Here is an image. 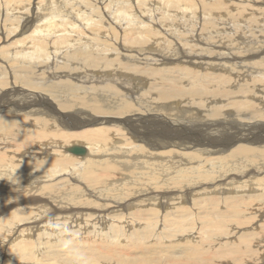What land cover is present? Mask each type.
<instances>
[{
  "label": "bare ground",
  "instance_id": "1",
  "mask_svg": "<svg viewBox=\"0 0 264 264\" xmlns=\"http://www.w3.org/2000/svg\"><path fill=\"white\" fill-rule=\"evenodd\" d=\"M15 1L0 4V205H3L0 212L7 206V211L21 207L28 211V218L22 220L13 213L0 220L2 242L12 237L17 240L37 227L39 229L43 217L47 221L40 239L47 237L57 241L63 236L55 233L52 222L63 213L66 216L68 212H84L74 207L98 213L113 207L121 210L123 206L140 207L142 204L150 207L134 209L137 218L131 213L128 218L123 214L116 217L135 219L131 223L143 222L130 231L123 225L111 230L130 240L129 244L150 240L162 220L166 229H174L176 225L185 228L178 217L189 197L194 196L193 204L206 201L213 210L219 198H223L222 207L225 204L236 207L253 199V194H241L242 201L237 205L239 200L234 196L219 197L217 192L222 189L220 179L224 174L228 183L234 180L239 183L238 187L244 184H253L257 189L261 187L255 197L264 196V0H158L152 6V18L148 21H145L149 12L146 0H99L108 12L105 19L99 14L97 0L96 3L93 0H33L32 4L30 0ZM11 2L21 10L14 12ZM111 2L113 7L109 10ZM249 2L263 11H252L251 15L258 16L252 20L244 9L237 6L252 5ZM205 6L213 10L207 11ZM83 10L85 15L87 13L84 17ZM119 11L122 22L115 19V13ZM175 18L180 25L187 23L186 32L176 33L178 29L171 22ZM24 19L29 20L20 26ZM78 19L79 26L74 24ZM227 19L230 22L225 26ZM207 26L212 29L205 30ZM119 27L121 36L116 37ZM145 30L149 36L140 39L137 34ZM105 31L109 40L98 38L106 34ZM197 31H201V36H195ZM71 32L74 36L86 35L87 40L74 41L69 36ZM53 34L60 35L51 38ZM133 50L139 52L136 58L131 54ZM120 58H129L130 61L121 62ZM180 65L187 68L199 66L204 75L226 68L218 80L229 83L232 78H238L234 87L224 88L233 91L247 87L250 93L248 102L241 104L239 109L248 110H235L240 118L232 121L216 119L233 112L219 101L225 89L212 87L210 79L213 78L208 76H205L208 84H202L199 75L183 83ZM202 119L219 128H199L198 121ZM246 121H253V124L247 125ZM80 128L91 132L80 135L64 133ZM69 147H80L84 151L70 154ZM62 159L70 162L65 163ZM66 170L73 177L70 174L63 177ZM244 187L248 191V185ZM10 191H15L16 195L10 196ZM25 192L33 195L37 192L38 198L25 199ZM206 194L209 196L203 197ZM65 195H71L74 204ZM141 196L147 197L136 202ZM168 201L177 206L178 217L174 218V214L170 215L174 217L166 218L173 211L163 214L167 211ZM48 202L54 203L53 206ZM65 204L80 206L64 208ZM161 206L165 208L161 209ZM206 211L208 213L202 215L204 218L211 216V210ZM160 216L163 219H159ZM220 221L209 225L202 222L198 230L201 234L206 230L219 234L224 227ZM18 222L29 225L16 227ZM167 230L163 232L164 236L170 235ZM94 231L97 233L96 229ZM74 232L76 238H80V232ZM184 237L188 236L167 242L160 236L161 241L156 246L140 243L130 247L132 254L125 247L120 251L114 250L113 246L108 250L105 248L111 254L108 253L109 257L119 256L116 264H198L191 260L194 258L191 246L183 245L177 251L180 259L169 253L181 245ZM205 241L202 242L205 244ZM29 244L14 245L17 259L22 264L29 258L26 256L41 255L32 253ZM72 244L70 238L55 243L56 246L45 250L47 253L43 257H48L47 261H52L50 264H60V261L61 264H86L87 259L96 254L94 244L92 248L89 246V258L81 260L86 254L82 253L80 245ZM241 248L239 244L238 249ZM163 251H166L164 256ZM105 258L98 259L99 264H111L105 262ZM19 261L12 263L11 260L8 264H20ZM94 262L97 261L94 259L88 264Z\"/></svg>",
  "mask_w": 264,
  "mask_h": 264
},
{
  "label": "rangeland",
  "instance_id": "2",
  "mask_svg": "<svg viewBox=\"0 0 264 264\" xmlns=\"http://www.w3.org/2000/svg\"><path fill=\"white\" fill-rule=\"evenodd\" d=\"M9 0H0V4H3V5H5V3L6 2H8ZM22 0H16L15 2H21ZM147 1V3H146V7H147V9H149V12H148V16H147V19L145 20V21H148V19H150V18H152V15H151V10H152V6L153 5H156V3L157 2H159L158 0H146ZM162 1V0H161ZM165 1H167V0H165ZM201 0H199L198 2H200ZM207 2L209 1V2H213L214 0H206ZM39 2H41V0H39ZM93 2L94 3H96V0H93ZM97 4H99L100 5V11H99V14H100V16L103 18V19H105L106 18V15H107V11L103 8V5L100 3V1L99 0H97ZM30 3L32 4L33 3V0H30ZM241 4H242V2H240ZM243 3H246V2H243ZM41 4V3H40ZM241 4H237V6H238V9H241V10H245L246 11V13L245 14H248L247 16L249 17V16H251V18L249 19V20H252L253 18L255 19V17H258V16H256V14H254V15H251V13H252V11H257V13H261V12H263V11H260V9L259 10H257L258 8H255V6H253V4H252V2L250 3L249 2V4H252V5H247V6H241ZM233 5V4H232ZM11 6L12 7H14L15 9H14V12H17V11H20L21 9L19 8V7H17L13 2H11ZM234 6V5H233ZM233 6H230V7H233ZM112 7H113V2H111L110 4H109V6H108V9L109 10H111L112 9ZM139 8V7H138ZM205 10H207V11H212L213 10V8L212 7H210V6H205ZM140 10H142L143 11V9L142 8H139ZM202 10V9H201ZM224 10H226V8L224 9ZM248 10V11H247ZM251 11V12H250ZM131 12V11H130ZM127 13H129V11L127 12ZM226 13H228V11H226ZM86 15H87V13H86ZM85 15V12H84V10H83V14H82V17H84V16H86ZM139 17H140V15H139ZM198 18H199V16H198ZM107 19H109V17H107ZM115 19L117 20V21H120V22H122V16H121V13H120V11L119 12H116L115 13ZM29 19H27V20H21L20 21V26L21 25H23L26 21H28ZM78 22H74V24H77L78 25V23H79V19L77 20ZM113 23L115 22V21H112ZM171 22H172V24H174V26H175V28L176 29H178V31L176 32L177 34L178 33H182V32H186V27H185V24H186V26H187V23H184V24H182V25H180V24H178L179 22H178V20H177V18H175V19H172L171 20ZM228 22H230V20L229 19H227V22H225L224 23V25L225 26H227L228 25ZM82 23V22H81ZM168 24H170V21H169V23ZM30 25V24H29ZM114 25H117L116 23H114ZM132 26H133V22H132V24H131ZM79 26V25H78ZM184 27V28H183ZM209 29H208V28ZM207 27H205V30H211L212 28H213V26L211 25L210 27H212V28H210L209 26H207ZM244 27H245V25H244ZM70 28H72V27H70ZM233 28H234V26H233ZM232 28V29H233ZM185 29V30H184ZM120 30H121V27H119L118 28V33L116 34V37H120L121 36V33H120ZM64 32L65 31H67V29H64L63 30ZM29 32V31H28ZM198 32V33H197ZM196 32V34H195V36L197 35H199V36H201V31H197ZM214 32H216V31H214ZM105 33L106 34H103L102 36H99L98 38H100V39H106V40H109V36H108V33L105 31ZM258 33V32H257ZM26 35V34H25ZM60 34H53L52 36H51V38H53V37H55V36H59ZM75 34H74V32H71L70 34H69V36H70V38L72 39V40H74V41H85V40H87V36L86 35H83V34H80V35H77V36H74ZM257 35H259V33L257 34ZM137 36L140 38V39H143V38H146V37H148L149 35L147 34V30H145V31H143L142 33H138L137 34ZM130 38H132V37H130ZM181 38H183V35L181 36ZM132 40H133V38H132ZM1 44H6V43H1ZM9 48V47H8ZM132 48H135L134 46H132ZM138 53L139 52H137V51H135V50H133L132 52H131V54L133 55V57L134 58H136V56L138 55ZM166 56H168V55H166ZM120 61L121 62H128V61H130L129 60V58H120ZM102 62V61H101ZM101 62H99V63H101ZM100 65V64H99ZM225 70H226V68H220V69H218V70H213V71H209V72H207L206 73V75H204L205 73L203 72V69L201 68V67H199V66H194V67H192V68H187V66L186 65H180V71H181V73H180V76H181V78H182V82L184 83L185 81H187V80H192L194 77H196V76H200V81H201V83L202 84H208L207 82H206V79H207V77H205V76H208V77H212L213 79H210L212 82L210 83V85L212 86V87H214V88H216V87H219V88H221V89H225L224 87H229V88H231V87H234L236 84H237V82H238V78H232L231 80H230V82L229 83H222V82H220L219 80H218V76L219 75H223L224 73H225ZM249 90H248V88L247 87H238V88H236V89H234L233 91H229V90H227V89H225V91L222 93V95L219 97V101H220V103H222V104H225V108L226 109H230V110H232L233 112L232 113H229V114H224V115H221V116H218V117H216V119H224V120H226V121H232L233 119H239L240 118V116L239 115H236V113L234 112L235 110H241V111H245V110H248V109H239V106L241 105V104H244V103H247L248 102V96H249ZM202 96L203 97H211V95H205V94H202ZM199 122V128H210L211 130H213V129H218L219 127L218 126H214V125H208V122H207V120L206 119H202V120H199L198 121ZM246 123H247V125H252L253 124V121H246ZM233 125V124H232ZM235 126V125H234ZM85 129H87V128H80V129H75V130H70V131H67V132H64V133H67V134H73V135H80V134H85V133H88V132H91L89 129H87L88 131H84ZM14 139V138H13ZM14 141H16V138L14 139ZM196 141H199L200 142V140H196ZM73 146V145H72ZM80 146V145H79ZM71 147V146H70ZM70 147L68 148V149H70ZM83 147V146H82ZM26 147H21V149H25ZM27 149V148H26ZM70 154H74V153H71V152H69ZM75 155V154H74ZM77 156V155H76ZM63 160V162H65V163H68V162H70L69 161V159H62ZM17 164H21V163H17ZM66 174H64V175H62L63 177H65V176H69V174H70V176L71 177H73L72 176V174L70 173V171L69 170H66V171H64ZM73 172V174H77V172H75L74 170L72 171ZM220 181L222 182L221 184H220V186L222 185V189L220 190V191H218L217 192V194H218V196L219 197H231V196H234L235 198H237L239 201L237 202V205H239V203H240V201H242V200H240V196H243L244 194H249V195H251V194H253L251 197L253 198L252 200H251V198H249V196H247L246 198H249L248 200H251V201H248V202H246V203H240V205L239 206H236V207H229V206H227L226 204L224 205V207H222L223 206V198L222 199H218V203H217V205H216V209H214L213 210V207L210 205V207H208V205H207V203H206V201H200L199 203H194L193 204V198H194V196L193 197H189V195H187V197H189V199H187L186 200V202H187V205H183V208H182V212L180 213V215H179V217H178V215L176 216V214H178V208H177V206H175L174 204H171V201H168L169 202V205H168V207H167V211H164L163 212V214H167V212L169 213V212H172V213H169L168 215H166V218L167 217H169V218H172V217H174V218H176V217H178L179 219H178V221L180 222V223H182V224H184L183 225V227L185 226V228H182L181 226L179 227V225L177 226H173V227H175L176 228V230H175V228L173 229V228H171V227H169V228H165L164 227V223H163V220L162 221H160V223H158L157 225H158V227L156 228V230H155V233H153V238H151L150 240H145V241H134V243L131 241V243L129 244V242H130V240H128L127 238H125V237H123V236H121L119 233H116V232H114L113 230H111V229H114V230H116V229H118V227L120 226V225H123L124 226V228L125 229H127L128 231H130L133 227H136V226H138L139 224H140V222H143V221H136V223H131L132 221H135V219H126L125 220V218H123V217H119V218H123V220L122 219H118V217H116L117 215H119V214H123V215H127V216H124V217H131V215H129V213H131V214H133V213H135L138 209H146V208H149L150 207V205H146V204H142L140 207L139 206H136V205H132V206H130V207H122V209L121 210H117V208L118 207H113V208H109L108 209V211L107 210H104V211H102V210H100L98 213H96V212H86L87 210H83L82 208H80V207H74V209L75 208H77V209H81V211H84V212H81L80 214H73V212H68L67 213V215L65 216L64 215V213H63V216L62 217H60V216H58V217H55L54 219L55 220H53V222H52V227H53V229H54V231H55V233L56 234H62V236H63V238H60V239H58L57 241L60 243L62 240H69V238L72 240V245H80V247H82V250H83V254H86V255H83L82 256V258H81V260L83 259V257H84V259L86 260L87 258H89V256H88V254H89V252H90V248H89V246L92 248V245H96V249H95V251H96V254H94L92 257L93 258H89V259H87V262H85L86 264H88L89 262H91V263H93V260L95 259L97 262H94L95 264H99V262L100 261H98V259L100 260H102L103 258H105L106 259V261L105 262H110L111 264H116L117 263V261H118V257H117V255L115 256V257H109L111 254H110V252L108 251H106V248L105 247H107V250L109 249L108 247H112L114 250H118V251H120V250H124V247L128 250V251H130V253L132 254V250L133 249H130V247L132 248V247H135V246H138L140 243H146V244H148V245H150V246H156L161 240H165V241H167V242H175L177 239H180L179 237H182L183 235H187L188 237H184V238H182V239H184L183 241H181V245H178L177 246V248H176V250L174 251V252H169V253H172V254H174L175 256H176V258H178V259H180L178 256H179V254H177V251L181 248V247H183V245H185L184 247H190L192 250H193V252H194V254H193V256H194V258H192L191 260L192 261H197V263L198 264H242V263H244V264H246L247 263V261H248V263L247 264H264V196L261 198V197H255V195H257V190H261V187H258V189H257V187L255 186V185H253V184H244V186L246 185H248V187H249V189H248V191H246V188L243 186V185H241V187H238V185H239V183H236V182H233L232 181V183H228L227 181H228V178L226 179V174H224L222 177H221V179H220ZM23 182V181H22ZM228 183V184H226V183ZM233 185V186H232ZM225 186V187H224ZM256 187V188H255ZM236 188V189H235ZM240 189V190H239ZM224 191V192H223ZM238 191V192H237ZM243 191V192H242ZM14 192V193H13ZM63 192H65V193H67L66 191H63ZM250 192V193H249ZM1 193H4L3 191H1ZM10 193H12L10 196H12V195H16V192L15 191H10ZM9 193V194H10ZM36 193L37 192H34V195H33V193L31 194V193H28V192H25V195H23L24 197H25V199H32L31 197L32 196H35V197H37L36 196ZM240 194V195H239ZM241 194H243V195H241ZM4 196L6 195V194H3ZM38 196H39V194H37ZM214 195H215V193H214ZM23 196H19V197H23ZM65 196H67V199H70V202L71 203H73V202H75L74 200H73V197L71 196V195H65ZM209 196V195H208ZM207 196V194L206 195H203V197H208ZM19 197H17V198H19ZM146 197L147 196H141V197H138V198H136V202H138V201H140V200H142V198L143 199H146ZM239 197V198H238ZM16 198V199H17ZM38 198V197H37ZM216 199H217V196H216ZM183 200V199H182ZM247 200V199H246ZM184 201V200H183ZM192 201V202H191ZM217 201V200H216ZM173 202V201H172ZM174 202H176V201H174ZM134 203V202H133ZM192 203V204H191ZM251 205H250V204ZM254 203V204H253ZM52 204H54V203H52ZM51 204V202L49 203L48 202V205L49 206H53ZM74 204V203H73ZM242 204V205H241ZM244 205V206H243ZM66 206V207H65ZM71 206H80V205H71V204H65L64 205V208H70ZM91 205H88V207H90ZM145 206V207H144ZM169 206L171 207V208H169ZM175 206V207H174ZM258 208H257V207ZM8 207V206H7ZM6 207V208H7ZM82 207H84V205H82ZM250 207H251V209H250ZM0 208L1 209H3V205L1 206L0 205ZM6 208L2 211V212H0V215H1V217H0V220H2V219H4L5 217H6V215L7 216H9V215H11V214H13L14 213V215L15 216H17L18 218H21L22 220H25V218L27 219L28 218V211H24L21 207H15V208H12L11 210H6ZM116 208V209H115ZM138 208V209H137ZM165 207L164 206H161V209H164ZM249 208V209H248ZM93 209V208H92ZM130 211H129V210ZM134 209L136 210V211H134ZM247 209V210H246ZM257 209V210H256ZM171 210V211H170ZM206 210H211V212H209L210 213V215L211 216H209L208 218H204V217H202V215H204V214H207L208 212L206 211ZM213 210V211H212ZM223 210H225V211H223ZM228 211V215H227V211ZM231 210V211H230ZM238 210V211H237ZM243 210H245V211H243ZM248 210H249V212H248ZM132 211H134V212H132ZM175 211H177V213L175 212ZM237 211V212H236ZM4 212V213H3ZM215 212H217L216 214H215ZM220 212H222V213H220ZM225 212V213H224ZM232 212V213H231ZM237 214H236V213ZM18 213V215H16ZM92 213H93V215H92ZM127 213V214H126ZM3 214L5 215V216H3ZM62 214V213H61ZM114 214H116V215H114ZM175 214V215H174ZM215 214V215H214ZM222 214H226L225 216L223 215V216H221ZM245 214V215H244ZM79 215V216H78ZM107 215V216H106ZM108 215H109V217H108ZM110 215H112V216H110ZM129 215V216H128ZM170 215H174V216H170ZM213 215V216H212ZM251 215L253 216V218L251 217ZM87 216V217H86ZM116 217V218H114V217ZM162 216H164V215H162ZM162 216H160L159 217V219L161 218V219H163V217ZM250 216V217H249ZM258 216V217H257ZM88 217H91V218H88ZM111 217V218H110ZM113 217V218H112ZM133 217H135V218H137V216H134V214H133ZM213 219H212V218ZM249 219V220H251L250 222H249V220H247V218ZM83 218V219H82ZM85 218V219H84ZM103 218V219H102ZM210 218V219H209ZM221 218H223V220L221 219ZM225 218V219H224ZM226 218H227V220H226ZM229 218V219H228ZM255 218V219H254ZM113 219V220H112ZM152 219H154V218H152ZM254 219V220H253ZM76 220V221H75ZM93 220V221H92ZM120 221V222H118V221ZM188 221V223L190 224H188L186 221ZM216 220V221H215ZM220 221V224H221V222H222V224L224 225V227H223V229L221 230V231H219L218 233L219 234H217V233H215V232H212V231H209V230H206V231H203L202 232V234L200 233V231L198 230L199 229V224H201L202 222L203 223H207L208 225L209 224H213V223H215V222H217V221ZM234 220H236V224H235V221ZM241 220V221H240ZM248 222H247V221ZM257 220V221H256ZM46 221L47 220H45L44 219V217L40 220V223L39 224H42V226L39 228V229H37L36 228V230L34 229V231H32V232H30L28 235L26 234V235H24L23 237H20V238H18L17 240H13V237L10 239V238H6L5 239V241L7 242H5L4 240H3V242L1 241V239H0V244H2V245H0V264H8V262H11V260H12V263H16V262H18L20 259H17V257H18V253H17V251L16 250H14V248L17 246V244L18 243H23L24 245H27V243L29 244V241H30V244H29V246L28 247H30L31 246V248L32 249H30L31 250V252L32 253H35V254H41V255H36V256H33L32 258H30V255L29 256H26V257H29V258H27L26 259V263L25 264H50V262H52V261H50V262H48L47 261V258H45V257H43V256H46L45 254L47 253V251H48V249H50V248H52V247H54V246H56L55 245V243L56 244H59L57 241H55L53 238H47V237H41L42 239H40V236H41V233L43 232V229H44V226H45V224H46ZM73 221V222H72ZM83 221H85V222H83ZM118 223H117V222ZM130 221V222H129ZM213 221H215V222H213ZM225 221V222H224ZM227 221V222H226ZM80 222V223H79ZM104 222V223H103ZM126 222H129V224L127 225V223ZM161 222L163 223V225L161 224ZM229 222V223H228ZM242 222V223H241ZM19 223V225H17L16 227H22V225H26V226H28L29 224H24V222H18ZM26 223H28V222H26ZM82 223V224H81ZM88 223H89V225H88ZM139 223V224H138ZM219 223V222H218ZM241 223V224H240ZM111 224V225H110ZM134 224V225H133ZM249 224V225H248ZM31 225V224H30ZM33 225H36V223H33ZM226 225V226H225ZM241 225V226H240ZM245 227H247V228H245ZM254 225V226H253ZM261 225V226H260ZM39 226V225H38ZM91 226V227H90ZM95 226H98V227H95ZM114 226V227H113ZM118 226V227H117ZM252 226V227H251ZM263 226V227H262ZM55 227V228H54ZM80 227V228H79ZM113 227V228H112ZM130 227V228H129ZM225 227H227V228H225ZM256 227V228H255ZM258 227V228H257ZM261 227V228H260ZM79 228V229H78ZM178 228H179V230L181 229L182 231H179L178 230ZM229 228V229H228ZM96 229V231H97V233H95V230ZM160 229V230H159ZM227 231H226V230ZM234 229H235V231H234ZM246 229V230H245ZM257 229V230H256ZM60 230V231H59ZM75 230H77L78 232H80V238H76V235H75ZM165 230H167V232L168 233H170V235L168 236V235H166L165 233ZM175 230V231H174ZM229 230V231H228ZM231 230V231H230ZM261 230H263V231H261ZM37 231V232H36ZM59 231V232H58ZM67 231V232H66ZM90 231V232H89ZM92 231V232H91ZM105 231V232H104ZM107 231H108V234H107ZM113 231V232H112ZM162 231V232H161ZM170 231V232H169ZM233 231V232H232ZM236 231H239V232H236ZM243 231V232H242ZM246 231V232H245ZM255 231H257L256 233H255ZM261 231V232H260ZM24 232H27V231H24ZM36 232V233H35ZM60 232H62V233H60ZM67 234H66V233ZM161 232V234L158 236L156 233H160ZM163 232H165L164 234H165V236L163 235ZM171 232H172V234H171ZM241 232V233H240ZM263 232V233H262ZM40 233V234H39ZM69 233V234H68ZM84 233V234H83ZM106 233V234H105ZM179 233V234H178ZM183 233V234H182ZM234 233V234H233ZM242 233H245L244 235H246V234H248V236L245 238V236L242 234ZM249 233H251L252 234V236H250V234ZM261 233V234H260ZM34 234V235H33ZM72 236H71V235ZM111 234H112V236H111ZM242 234V235H241ZM40 235V236H39ZM69 235V236H68ZM96 235V236H95ZM158 236V238H157V236ZM195 235V236H194ZM32 236V237H31ZM34 236V237H33ZM101 236V237H100ZM104 236H106V237H104ZM110 236H111V238H110ZM114 236H115V238H114ZM160 236H161V238H163V239H161L160 240ZM168 236V237H167ZM171 236V237H170ZM219 236V237H218ZM229 236V237H228ZM242 236H244V238L242 237ZM66 237V238H65ZM94 237V238H93ZM107 237L109 238V239H107ZM197 237V238H196ZM240 237H242V238H240ZM250 237H252V238H250ZM100 238H101V240H100ZM170 238H172V239H170ZM250 238V239H249ZM11 241H10V240ZM40 239V240H39ZM86 239V240H85ZM107 239V240H106ZM120 239V240H119ZM125 239H127V240H125ZM154 239V240H153ZM199 239V240H198ZM202 239V240H201ZM8 240V241H7ZM32 240H33V242H32ZM75 240H77V241H75ZM90 240V241H89ZM156 240H157V242H156ZM187 240V242H185ZM190 240V241H189ZM197 240V241H196ZM206 240V241H205ZM222 240V241H221ZM242 240H244L245 241V245H243L244 244V241H242ZM248 240H249V242H248ZM24 241V242H23ZM36 241V242H35ZM82 241V242H81ZM107 241V242H106ZM111 241V242H110ZM123 241V242H122ZM202 241H205V244L202 242ZM210 241V242H209ZM225 241V242H224ZM246 241L248 242V244L249 245H247V243H246ZM251 241V242H250ZM256 241V242H255ZM9 242H10V244H9ZM85 242H86V244H85ZM100 242H104V244H102V243H100ZM109 242V243H108ZM120 242V243H119ZM122 242V243H121ZM199 242V243H198ZM209 242V243H208ZM212 242V243H211ZM217 242V243H216ZM243 242V243H242ZM40 243V244H39ZM42 243L44 244V245H42ZM52 243V244H51ZM54 243V244H53ZM100 243V244H99ZM192 243V244H191ZM202 243V244H201ZM206 243L208 244V245H206ZM222 243V244H221ZM16 244V245H15ZM34 244H35V246H34ZM48 244V245H47ZM84 244V245H83ZM98 244V245H97ZM109 244V245H108ZM135 244V245H134ZM211 244V245H210ZM220 244V245H219ZM239 244H241L242 245V247L243 248H241V249H238V247H239ZM252 244V245H251ZM11 245H13L12 247H10L9 248V246H11ZM14 245H15V247H14ZM72 245H70V246H72ZM102 245H104V248H103V246ZM120 246V248H119V246ZM255 245H257V246H255ZM84 246V247H83ZM98 246V247H97ZM123 248H122V247ZM251 246H253L252 248H250ZM8 247V248H7ZM27 247V248H28ZM46 247V248H45ZM94 247V246H93ZM111 247H110V249H111ZM129 247V248H128ZM199 248V250H201L200 252H199V250H198V248ZM3 248H5V249H3ZM88 248V249H87ZM99 248V249H98ZM103 248V249H102ZM203 248L204 249H206L205 251H207V252H205L204 250H203ZM211 248V249H210ZM218 248V249H217ZM222 248V249H221ZM233 249V250H231V249ZM235 248H236V250H235ZM249 248L251 251H253V253H248V252H251V251H248L247 249ZM17 249H20V248H17ZM47 249V251H45ZM100 249H102V250H105V252H103L102 250H100ZM215 249V250H214ZM242 249H244V251L242 250ZM246 249V250H245ZM253 249V250H252ZM254 249H258L257 251H255L254 252ZM6 250V251H5ZM7 250H9V251H7ZM38 250L40 251V252H38ZM84 250H85V252H84ZM100 250V251H99ZM203 250V251H202ZM210 250V251H209ZM217 250V251H216ZM220 250V251H219ZM227 250H229V251H227ZM238 250V251H237ZM240 250V251H239ZM16 252V253H14L13 254V252ZM68 251H69V249H68ZM89 251V252H88ZM94 251V252H95ZM99 251V252H98ZM219 251V252H218ZM222 251V252H221ZM227 251V252H226ZM230 251H235V252H230ZM242 251H243V253H242ZM246 251H248V252H246ZM261 251V252H260ZM8 252V253H7ZM12 252V253H11ZM100 252H102V254L100 253ZM107 252V253H106ZM164 252H166V251H163V252H161V254H162V256H164ZM205 252V253H204ZM241 252V253H240ZM81 253V254H82ZM106 253V254H105ZM110 255H109V254ZM216 253V254H215ZM230 253V254H229ZM234 253V254H233ZM248 253V254H247ZM260 254V256H259V254ZM98 254V255H97ZM104 254V255H103ZM161 254H160V258L162 257L161 256ZM220 254H224L223 256L221 255V257H220ZM226 254V255H225ZM254 256H253V255ZM257 256H256V255ZM2 255V256H1ZM5 255H7V256H5ZM9 255V256H8ZM16 255V256H15ZM80 255V254H79ZM97 255V256H96ZM102 255V256H101ZM203 258H199L200 256ZM207 255H209V256H211V257H209V256H207ZM227 255H228V257H227ZM231 255H233V257L231 256ZM91 256V255H90ZM196 256H198V257H196ZM244 256V257H243ZM254 258H253V257ZM101 257H103V258H101ZM3 258V259H2ZM7 258V259H6ZM38 259V261L37 260H34V259ZM195 258H197V259H195ZM204 258H205V260H204ZM221 258V259H220ZM253 258V259H252ZM263 260H262V259ZM11 259V260H10ZM14 259H15V261H14ZM201 259H202V261H201ZM39 260H42V261H39ZM159 260V259H158ZM218 260V261H217ZM14 261V262H13ZM21 261V260H20ZM20 261H19V263H20ZM60 261V260H59ZM122 261V260H121ZM198 261H200V262H203V263H199ZM239 261V262H238ZM240 261H242V262H240ZM260 261V262H259ZM81 262H84V261H81ZM220 262H222V263H220ZM258 262V263H257ZM73 263V262H72ZM161 263V262H160ZM20 264H22V262L20 263ZM60 264H61V261H60ZM158 264V263H157ZM161 264H164V262L163 263H161Z\"/></svg>",
  "mask_w": 264,
  "mask_h": 264
},
{
  "label": "water",
  "instance_id": "3",
  "mask_svg": "<svg viewBox=\"0 0 264 264\" xmlns=\"http://www.w3.org/2000/svg\"><path fill=\"white\" fill-rule=\"evenodd\" d=\"M70 151L73 153H76V154L77 153L81 154V153H83L84 150H83V148H80V147H73L70 149Z\"/></svg>",
  "mask_w": 264,
  "mask_h": 264
}]
</instances>
